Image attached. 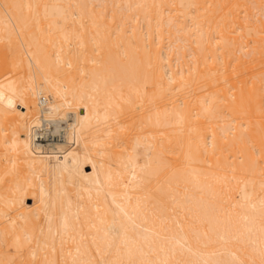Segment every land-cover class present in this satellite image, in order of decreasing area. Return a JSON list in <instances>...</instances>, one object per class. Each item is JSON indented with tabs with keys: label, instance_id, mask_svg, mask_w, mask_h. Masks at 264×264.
Masks as SVG:
<instances>
[{
	"label": "bare ground",
	"instance_id": "bare-ground-1",
	"mask_svg": "<svg viewBox=\"0 0 264 264\" xmlns=\"http://www.w3.org/2000/svg\"><path fill=\"white\" fill-rule=\"evenodd\" d=\"M0 264H264V0H0Z\"/></svg>",
	"mask_w": 264,
	"mask_h": 264
},
{
	"label": "rangeland",
	"instance_id": "rangeland-1",
	"mask_svg": "<svg viewBox=\"0 0 264 264\" xmlns=\"http://www.w3.org/2000/svg\"><path fill=\"white\" fill-rule=\"evenodd\" d=\"M12 101H13V100H12ZM48 127H49V126H48ZM50 127H51V125H50ZM50 127H49V128H50ZM85 170H86V171H90L91 168H90L89 166H87V167H85ZM32 203H33V200H32V199H27V200H26V204H27V205H31Z\"/></svg>",
	"mask_w": 264,
	"mask_h": 264
}]
</instances>
